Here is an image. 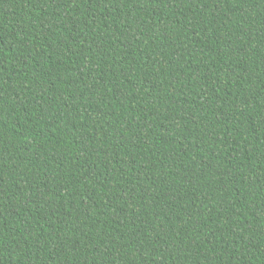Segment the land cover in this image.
<instances>
[{
  "label": "trees",
  "instance_id": "1",
  "mask_svg": "<svg viewBox=\"0 0 264 264\" xmlns=\"http://www.w3.org/2000/svg\"><path fill=\"white\" fill-rule=\"evenodd\" d=\"M0 264H264V0H0Z\"/></svg>",
  "mask_w": 264,
  "mask_h": 264
}]
</instances>
